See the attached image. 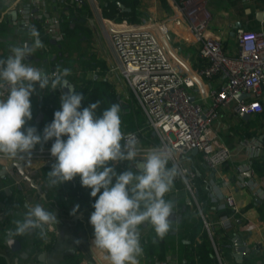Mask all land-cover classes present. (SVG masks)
I'll return each instance as SVG.
<instances>
[{"label":"crops","instance_id":"crops-1","mask_svg":"<svg viewBox=\"0 0 264 264\" xmlns=\"http://www.w3.org/2000/svg\"><path fill=\"white\" fill-rule=\"evenodd\" d=\"M13 1L0 0V59L11 54L12 46L33 43L29 29L22 28L18 24L19 16L14 20L9 14L13 11ZM34 1L37 2V0H25L24 3L28 7L31 6L35 16L33 26L39 31V38L44 46L47 45L49 51L37 49L25 62L39 67L46 73L58 67L72 71L81 67L84 87L95 81L108 82L117 96V103L127 106L126 108H129L132 103V106L136 108L132 109L131 106L127 111L136 125V128L131 131L145 126V116L134 93L130 91L122 77L118 73L109 74L111 66L116 65L117 60L103 28H110V26L124 28L126 25L145 24L144 20L148 17L153 18L158 23L166 24L169 29V35L164 44L176 66L184 72L191 73L205 64L200 56L199 44L196 43L190 29L179 15L174 0H75V8L71 9H67L60 0H39L40 3L37 5ZM75 9L86 14L85 20L79 21L75 18ZM208 9L213 18L207 27V37L221 40L227 54L231 56L239 53L236 39L238 29L264 31V20L263 22L257 20V14L264 11V0H210ZM47 17L58 18L59 28L64 33H66L67 24H71V29H77L76 35L69 38H74L79 44L78 50L74 49V55H70L69 52L64 53L66 40V44L64 41L53 44L54 40L43 35L42 22ZM109 22L110 25L107 24ZM238 23H241L240 27L237 26ZM84 29L89 34H85ZM105 44L108 45L107 50L102 53L94 50L87 53L80 48L89 45L91 50L92 45L97 48ZM98 48L103 51V47ZM96 68H100V71L96 72ZM205 81L203 80V97L209 85L215 84L209 81L210 83L205 85ZM72 84L75 86V91L83 88ZM34 88L35 91L30 100L32 109L35 107L33 105H36L33 115L36 112L38 114L29 123L37 128L46 123V116L49 115L45 105L52 101H60V98L51 91L50 87L40 89L37 83ZM196 99L203 104L206 103L205 99H201L199 95ZM261 102L262 113L244 118L235 113V103H233L213 123L210 136L216 147L224 146L232 152L231 160L217 172H207L202 153L193 155L190 152L176 157L175 162L179 166L180 175L174 179L172 190L165 196L166 200L174 203L173 215L170 218L171 230L161 240L156 237L151 225L141 226L142 247L150 240L158 247V253L147 256L143 251V255L139 257V264H264V196L258 198L248 189L240 187L243 179L255 181L264 195V165L262 164L264 161L251 160V153L245 145L248 141L263 140L264 92ZM138 108L141 110L139 116ZM49 117L52 122L54 116L49 115ZM54 139L38 145H49L54 142ZM64 139L66 140L67 137ZM153 142L160 144L157 138ZM250 161H253L251 169L239 173L238 167ZM127 163V165L111 167L117 174L129 168L133 172L138 171L134 163L128 161ZM172 163L173 161H170L168 167H172ZM11 165L17 166L8 173L12 178H0V255L5 256L9 264H70V262L109 264L105 259V253L93 248L94 229L89 219L94 209L81 206L80 197L89 188L81 186L80 177L76 176L72 181L64 182L60 186L49 187L48 172L51 167L42 161L0 159V170ZM20 165L23 166L24 174L18 168ZM248 173L250 175H247ZM191 174H195V178L188 183L187 180L191 178ZM209 180L219 185L223 197H234L238 213L232 209L221 211L210 202L207 183ZM114 182L115 178H113ZM37 203L46 210H54L57 214L59 223H53L44 229L48 231L49 242L45 244L44 236L40 235L39 229L24 235L13 234L16 237H11L15 229L14 222L19 220L20 215L24 219L27 208ZM77 204L79 210L75 215H70ZM234 214L235 221L231 230L227 231L219 226L221 216ZM247 222H251V229L244 231L242 228ZM8 225L9 228H7ZM8 230L11 231L10 238L21 242L20 252L14 253L8 246H2L4 240H9L6 235ZM203 242L208 244L204 252L199 253L197 248ZM23 253L28 254L29 257H23ZM41 254L45 255L43 262L39 259Z\"/></svg>","mask_w":264,"mask_h":264},{"label":"clouds","instance_id":"clouds-1","mask_svg":"<svg viewBox=\"0 0 264 264\" xmlns=\"http://www.w3.org/2000/svg\"><path fill=\"white\" fill-rule=\"evenodd\" d=\"M29 34L33 40L30 46H12L11 54L0 59V155H31L36 145L55 138L50 148L55 162L48 172L49 187L79 176L81 186L91 189V197L96 198L89 219L94 229L93 248L104 252L109 264H139L144 251L141 226L151 225L161 240L172 227L174 203L165 196L180 175L174 155L171 150L156 147L141 154L134 143L127 142L121 128L120 103L111 104L100 114L99 100L80 110L83 95L64 79L70 75V69L58 67L50 76L25 62L44 47L35 27L29 28ZM37 83L40 89H68L60 97V110L55 111L42 135L36 127L28 126L33 118L30 97ZM138 155L142 161L136 160ZM121 161L134 163L138 171L129 168L117 174L108 166L109 162ZM170 161L172 167H168ZM78 210L77 204L70 215ZM14 223V235L39 229L43 236L46 226L59 221L54 210H46L37 203L27 208L23 220Z\"/></svg>","mask_w":264,"mask_h":264},{"label":"built area","instance_id":"built-area-1","mask_svg":"<svg viewBox=\"0 0 264 264\" xmlns=\"http://www.w3.org/2000/svg\"><path fill=\"white\" fill-rule=\"evenodd\" d=\"M174 1L179 15L199 44L200 56L205 64L191 73L184 72L176 66L164 44L169 35L167 25L148 17L144 20L145 24L103 28L117 60V64L111 66L109 74L118 73L122 77L127 87L134 93L145 116L143 128L123 132L127 142L134 143L141 154L153 147L171 150L174 160L177 156L198 150L203 154L207 172L214 173L232 158L230 149L224 146L216 147L210 136L211 127L220 114L233 103L235 113L238 115L244 113L254 116L263 112L261 99L264 92V31L238 29L236 39L239 53L231 56L227 54L221 40L207 37V27L213 18L208 9L210 0ZM24 2L25 0H14L12 9L17 11L20 27L29 29L33 26L35 16L31 6L28 7ZM37 3L40 1H34V4ZM43 11L45 12V9ZM107 24L110 25V22ZM59 26L58 18H44L43 35L55 42L65 41L66 35ZM42 49L49 51L47 45ZM56 70L47 74L51 76ZM99 71L100 68H96V72ZM82 75L83 69L79 67L70 70V75L64 79L78 87H84ZM203 80H206L205 85L209 81L215 83L209 85L204 97ZM49 87L58 98L64 94L63 89L53 90L51 86ZM197 95L201 99L204 98L206 103L198 101ZM239 96L243 98L239 99ZM155 138L159 140V145L153 142ZM245 145L251 153V160L264 161V137L260 142L253 140ZM1 158L8 157L0 155ZM11 159H36L44 164L55 162V158L50 154V148L33 149L31 155L21 154ZM141 159L143 158L140 155L136 158ZM252 162L239 166L238 172L244 173L251 169ZM109 163L120 165L127 161ZM194 178L195 174H191L187 182L190 183ZM207 183L212 204L221 211L232 209L235 213L239 212L233 196L223 197L215 181L209 180ZM188 186L192 190L190 184ZM240 187L248 189L258 198L264 196L255 181L243 179ZM234 217L235 214L221 216L219 226L227 231L231 230ZM250 229L251 222L243 225L242 230ZM6 235L7 239H10L11 231L8 230ZM43 236L45 244L48 243L47 230H44Z\"/></svg>","mask_w":264,"mask_h":264},{"label":"trees","instance_id":"trees-1","mask_svg":"<svg viewBox=\"0 0 264 264\" xmlns=\"http://www.w3.org/2000/svg\"><path fill=\"white\" fill-rule=\"evenodd\" d=\"M64 6L67 9L75 8V0H64ZM82 8L84 9V6L82 5ZM85 15L82 11L79 9H75V18L77 20H85ZM66 28L69 32L70 37H74L77 33V29H71V24H67ZM77 92H80L84 99L81 102V109L84 107H88L89 104L96 102L97 100L100 101V106L97 109V114L102 113V111L105 108H108L111 106L113 103H117V96L115 95L112 87L109 85L108 82L106 81H95L93 83H90V85H87L83 88H80L77 90ZM46 112L50 116H54L55 111L60 110V101H52L51 103L45 105ZM123 117L121 116V119ZM126 121H129V129L134 130L136 128L135 123H133V118L130 115H127L124 117ZM123 123V122H122ZM142 123V121H141ZM264 165V163H262ZM91 189H88L84 192L83 195H81V206L83 208H91L92 204L95 202L96 198L91 197L90 195ZM11 213L9 212V215ZM15 214L17 212L15 211ZM18 218V217H17ZM19 220H23V217L20 215ZM9 228V225L8 227ZM193 229V228H192ZM13 232V231H12ZM11 237H16L12 234ZM207 242H203L202 244L199 245L197 248L199 253L206 249ZM2 246H7V241L4 240ZM144 252L147 254V256H151L152 254L158 253V247L156 244L152 243L150 240L148 241L147 244L143 245ZM193 251H195L193 249ZM0 264H9L8 260L5 256L0 255ZM70 264H78L77 262H70Z\"/></svg>","mask_w":264,"mask_h":264},{"label":"rangeland","instance_id":"rangeland-1","mask_svg":"<svg viewBox=\"0 0 264 264\" xmlns=\"http://www.w3.org/2000/svg\"><path fill=\"white\" fill-rule=\"evenodd\" d=\"M66 33V36H65V40L67 41V44H66V41H64V44H66L65 45V48L63 49L64 50V53H66V52H69V54L70 55H72L75 51H74V49L75 50H78V47H79V44H78V42L76 41V40H74V38H72V39H69L70 38V36H69V32H68V30H67V28H66V31H65ZM84 33L85 34H89L88 32H86L85 31V29H84ZM91 41V40H90ZM95 42V41H94ZM91 43V42H90ZM93 44V43H92ZM107 44H105V45H100V46H97V48L98 47H103V51H102V49L101 48H96L95 47V45L93 46L92 45V48H91V50L89 49V45H85V46H83V47H85V48H82V47H80L81 49H82V51H87V53L90 51H92V50H94V51H97V52H105L106 50H107ZM74 55V54H73ZM69 60V59H68ZM67 60V61H68ZM121 105V104H120ZM33 106H35L33 109H32V115H33V112L36 110V105H33ZM132 106V103L130 104V107ZM134 106V105H133ZM132 106V109H136V108H134ZM127 107V106H126ZM124 105L122 106L121 105V116L123 117L121 120H122V124H121V128H122V132H124V131H131L132 129H129V124H130V122L129 121H126L125 120V116H127V115H129V114H127V111L130 109V107L129 108H126ZM140 113H141V110H140V108H138V110H137V115L139 116L140 115ZM37 112L33 115V118H32V120L34 119V118H36L37 117ZM45 119V117L43 118V120ZM31 120V121H32ZM51 122V119H50V117H49V115H47L46 116V123H43L41 126H39V127H37V131H38V133L40 134V133H43V129H44V127L48 124V123H50ZM28 126H33L32 125V123H29L28 124ZM33 127H35V126H33ZM52 142V141H51ZM50 142V143H51ZM51 146H52V143L51 144H49V145H44V146H39V145H36V147L34 148V149H39V148H51ZM128 163H124V165H127ZM110 166H112V164H109ZM119 168V167H118Z\"/></svg>","mask_w":264,"mask_h":264},{"label":"water","instance_id":"water-1","mask_svg":"<svg viewBox=\"0 0 264 264\" xmlns=\"http://www.w3.org/2000/svg\"><path fill=\"white\" fill-rule=\"evenodd\" d=\"M9 14L13 16V19L14 20H16L18 18V14H17V11L16 10L10 11ZM257 20L260 21V22H263V20H264V11L259 12L257 14ZM237 26L240 27L241 26V23H238ZM33 27H35V26H33ZM52 43L55 44V41H52ZM28 44H29V46L31 45V43H29V42H28ZM68 83H69L70 86H72L75 89V86L72 83H70L69 81H68ZM63 92H64V94H66L68 92V89L67 88H63ZM242 98H243V96H239V99H242ZM192 100H194V99L192 98ZM241 115L244 118H248L249 117L248 115H246L244 113L241 114ZM192 154L193 155L198 154V150H193L192 151ZM52 164L53 163H49V164H47V166L48 167H51ZM15 167H17V166L16 165H11L9 167H3L0 170V178H2V179L10 178L11 179L12 177L8 173H9V171L13 170ZM18 168L24 174L23 166L20 165ZM247 175H250V173H248ZM7 246L14 253L20 252L22 250V244H21V242L19 240L15 239V238H10L7 241ZM22 256L25 257V258H28L29 257V255L26 254V253H23ZM44 256H45L44 254H41L40 255L39 259H40L41 262L44 261ZM240 256H242V253H240Z\"/></svg>","mask_w":264,"mask_h":264}]
</instances>
